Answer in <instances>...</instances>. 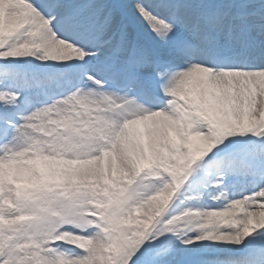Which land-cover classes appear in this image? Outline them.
Here are the masks:
<instances>
[{"label":"snow or ice","instance_id":"obj_1","mask_svg":"<svg viewBox=\"0 0 264 264\" xmlns=\"http://www.w3.org/2000/svg\"><path fill=\"white\" fill-rule=\"evenodd\" d=\"M0 264H264V0H0Z\"/></svg>","mask_w":264,"mask_h":264}]
</instances>
